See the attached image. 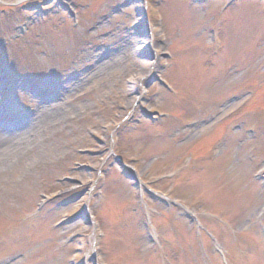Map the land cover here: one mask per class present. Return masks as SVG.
Wrapping results in <instances>:
<instances>
[{
  "label": "rangeland",
  "instance_id": "374dc122",
  "mask_svg": "<svg viewBox=\"0 0 264 264\" xmlns=\"http://www.w3.org/2000/svg\"><path fill=\"white\" fill-rule=\"evenodd\" d=\"M37 2L0 0V264H264V0Z\"/></svg>",
  "mask_w": 264,
  "mask_h": 264
},
{
  "label": "bare ground",
  "instance_id": "6f19581e",
  "mask_svg": "<svg viewBox=\"0 0 264 264\" xmlns=\"http://www.w3.org/2000/svg\"><path fill=\"white\" fill-rule=\"evenodd\" d=\"M21 1H25V0H21ZM125 41H126L125 43H129L130 39L126 38ZM104 69H106L105 65L94 75V78L100 77ZM58 115H59L58 111H51V110H45L44 112L40 111L38 113L37 119L32 123L33 125L31 126L29 133L38 134V136L40 135V133L42 134L47 133L49 131V128H51L55 124V123L50 124L49 121L53 118H56ZM64 121L65 119L63 117L62 120H60V122H64ZM0 149H1V145H0Z\"/></svg>",
  "mask_w": 264,
  "mask_h": 264
}]
</instances>
